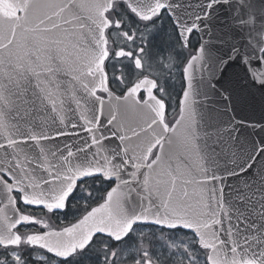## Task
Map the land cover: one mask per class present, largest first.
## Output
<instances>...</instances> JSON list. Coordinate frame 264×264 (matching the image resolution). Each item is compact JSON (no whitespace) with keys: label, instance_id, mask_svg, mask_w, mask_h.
Returning a JSON list of instances; mask_svg holds the SVG:
<instances>
[{"label":"snow or ice","instance_id":"snow-or-ice-1","mask_svg":"<svg viewBox=\"0 0 264 264\" xmlns=\"http://www.w3.org/2000/svg\"><path fill=\"white\" fill-rule=\"evenodd\" d=\"M217 2L208 0L204 17ZM120 5L144 26L129 23ZM170 7L167 0H0V264H68L86 253H98V264H264V232L237 235L231 221L225 225L193 144L192 82L203 47L190 52L178 111L167 118L161 80L173 75L175 58L151 59L147 38L148 22ZM200 19L174 21L180 47L188 48ZM258 39L264 43V33ZM259 52L264 72V47ZM70 133L78 144L48 143ZM87 176L116 183L99 201H80L73 221L52 222ZM17 193L49 219L21 212ZM27 224L39 228L18 231Z\"/></svg>","mask_w":264,"mask_h":264},{"label":"water","instance_id":"water-1","mask_svg":"<svg viewBox=\"0 0 264 264\" xmlns=\"http://www.w3.org/2000/svg\"><path fill=\"white\" fill-rule=\"evenodd\" d=\"M167 3L173 22L201 16L195 32L205 59L193 73L191 107L193 144L205 179L220 194L226 226L231 221L237 235L264 232V72L259 58L264 43L258 39L264 33V0H244L243 6L218 0L206 17L208 0ZM68 142L79 139L70 133L48 143Z\"/></svg>","mask_w":264,"mask_h":264},{"label":"rangeland","instance_id":"rangeland-1","mask_svg":"<svg viewBox=\"0 0 264 264\" xmlns=\"http://www.w3.org/2000/svg\"><path fill=\"white\" fill-rule=\"evenodd\" d=\"M164 23H167V19H163ZM166 39V38H165ZM165 44L168 46V48H164L160 50V42L158 41L154 46L155 48L159 49L161 52L155 54V51L149 49L148 52L150 51V58L151 59H155L158 58L160 56H166L167 53L171 52L172 55L175 58V64H174V68H173V75L169 76V75H165L163 76L161 82L163 87L165 88V91L167 93V97H166V101L168 103V114H171L175 108V104H176V99L178 98V95L180 93V78L178 75V65L181 62L179 60V62L177 61L176 57H180L182 55H179V53H177V44L174 43V41L172 42V40L169 38L165 41ZM174 52H176L175 54H173ZM83 186L88 187L91 192L93 193L92 197L89 198L85 195V193L83 191H81V187L78 189V191L76 192L75 196L73 197V200L71 201V206L69 207V209L67 210L66 213L64 214H60L59 216H57L58 219L60 220H69L71 218H74V216H76L79 211L82 210V208L79 206V202L83 201V200H89V203H93L95 202L98 197H99V193H101L102 191H104V189L107 188L108 183H102L100 182V180L98 181H88L83 183ZM83 203V202H81ZM77 205L76 207H73V205ZM145 228H148L149 226H144ZM153 230H155V228H153ZM164 231V230H163ZM170 234L171 237L175 238V239H181V238H186L187 240H192L193 235L190 233H186L183 231H166ZM134 240V237L132 238ZM116 246V245H115ZM193 249L194 251H196V253L199 255L201 261L204 259L203 254L201 253L200 249L196 246L193 245ZM153 251L155 252V248L153 249ZM85 260H88L89 264H98V260H99V254L98 253H86L83 256V262L85 264ZM83 264V263H82Z\"/></svg>","mask_w":264,"mask_h":264},{"label":"flooded vegetation","instance_id":"flooded-vegetation-1","mask_svg":"<svg viewBox=\"0 0 264 264\" xmlns=\"http://www.w3.org/2000/svg\"><path fill=\"white\" fill-rule=\"evenodd\" d=\"M119 7L121 11H123L124 13L128 15L129 23H132L133 25L140 24L141 27L144 26L141 22L137 21L136 18L131 13H128L127 10L123 7V5H120ZM161 18L162 17L160 16L159 19L151 23L150 22L148 23L149 27L154 26V30L148 35L147 45L151 46L152 49L157 53H159L161 49H164L166 47L168 48V46L165 44V46H160V50L156 49L154 45L158 41H160V43H163L165 38H170L172 41L175 40L176 42L178 41L177 33L171 21L169 20L167 23L164 24L162 23ZM147 50H148V47H147ZM124 67H125V71L128 72L129 74H132V72H134V69L132 68L130 64H126Z\"/></svg>","mask_w":264,"mask_h":264},{"label":"trees","instance_id":"trees-1","mask_svg":"<svg viewBox=\"0 0 264 264\" xmlns=\"http://www.w3.org/2000/svg\"><path fill=\"white\" fill-rule=\"evenodd\" d=\"M167 39H169V38H166L165 40H164V42L163 43H160V46H165V41L167 40ZM160 40V39H159ZM160 42V41H159ZM157 49V48H156ZM82 263L84 264V262L82 261ZM75 264H80V262L79 263H75Z\"/></svg>","mask_w":264,"mask_h":264}]
</instances>
